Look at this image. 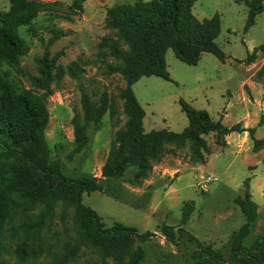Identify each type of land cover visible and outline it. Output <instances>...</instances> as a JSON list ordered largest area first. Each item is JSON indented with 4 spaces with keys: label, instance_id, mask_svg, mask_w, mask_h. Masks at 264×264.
I'll use <instances>...</instances> for the list:
<instances>
[{
    "label": "rangeland",
    "instance_id": "1",
    "mask_svg": "<svg viewBox=\"0 0 264 264\" xmlns=\"http://www.w3.org/2000/svg\"><path fill=\"white\" fill-rule=\"evenodd\" d=\"M30 1L46 6L23 16L17 32L27 50L20 54L18 62L0 54V77L17 92L30 88L29 75L38 74L37 60L48 48L52 55L60 53L58 63L64 66L74 60L81 63L85 69L83 85L94 100L107 93L116 103V116L108 112L99 125L89 124L88 144L82 151L73 152L77 147L73 117L77 114L84 120V110L80 83L66 74L60 83L53 85L47 97L49 122L45 137L51 157L61 162L66 175L100 178L103 191L85 192L83 201L97 210L108 226L121 222L141 232L156 233L152 240L139 241L145 251L142 263L196 264L194 252L198 241L221 250L229 259L231 235L245 222L235 198L244 194V181L249 177L258 215L244 245L250 246L258 236L264 235V146L258 149L254 146V137L264 139V10L250 30L245 31L249 14L245 1L196 0L193 13L197 18L216 14L220 18L222 30L216 42L224 52V60L205 52L197 64H187L170 48L166 59L171 79L142 76L133 85L146 111L147 131L161 128L182 131L189 123L180 103L184 99L192 107L210 112L214 120H222L229 126L241 122L246 128L256 127V132L224 135L227 144L218 141L216 132L204 135L208 141L206 163L197 157L191 142L185 146L168 143L166 152L151 160L152 169L147 177L137 178L136 166L123 176L103 177L102 167L115 132L128 121L121 97L126 81L120 73L109 72L107 65L117 60L99 55L100 41L118 36L116 30L105 27L107 11L150 0H83L82 8L75 6L76 0ZM9 11L10 1L0 0V14ZM255 49V60L247 63L248 55ZM2 153L5 150L0 147ZM188 200L195 201V210L184 227L197 240L184 237L175 244L167 240L161 227L164 223L179 225ZM74 234L72 216L63 222L58 213L52 227L29 242L40 245L43 251L21 256L18 232L8 222L4 226L0 264H52ZM95 260L96 256L85 249L69 264H95Z\"/></svg>",
    "mask_w": 264,
    "mask_h": 264
},
{
    "label": "trees",
    "instance_id": "2",
    "mask_svg": "<svg viewBox=\"0 0 264 264\" xmlns=\"http://www.w3.org/2000/svg\"><path fill=\"white\" fill-rule=\"evenodd\" d=\"M9 1V13L0 14V54L18 62L27 45L18 35L17 27L23 22L25 13H37L46 5L30 0ZM82 1L76 0L75 6L82 8ZM243 1L249 6L244 28L249 31L258 14L264 10V0ZM195 2L150 0L115 6L107 11L105 27L116 30L118 36L104 37L99 43V55L103 58L112 56L117 60L107 65L109 72L120 73L126 81L121 97L128 121L125 127L115 132L102 167L103 177L123 176L132 166L138 168L137 178L147 177L152 169L151 160L162 156L168 143L185 146L191 142L197 157L206 163L208 141L204 135L216 132L218 141L227 144L222 138L224 135L256 132V127L246 128L241 122L229 126L222 120H214L210 112L196 109L184 99H180V103L189 123L182 131L168 128L147 131L144 126L146 111L133 85L142 76L171 79L167 69L168 49H173L176 56L187 64H197L205 52H211L221 60L225 58L216 42L222 30L219 16L197 18L193 13ZM55 38L57 36L50 41ZM59 55H52L48 48L45 50L37 60L38 74L29 75L31 87L23 92H17L0 77V147L5 150L0 161V254L4 226L8 222L18 232V252L21 256L40 254L43 251L40 245L29 242L36 240L44 229L52 227L59 213L63 222L72 216L75 234L52 264H69L85 249L96 256L95 264H143L145 251L139 241L152 240L156 233L151 230L141 232L137 227L121 222L108 226L98 211L83 201L85 192L103 191L100 178L68 176L63 172L61 162L50 155L45 137L49 122L47 97L52 93L53 85L60 83L66 74L80 83L84 110V120L77 114L73 117L77 142L73 152L82 151L88 144L89 124L99 125L106 113L109 112L112 117L118 113L116 103L107 93L102 94L99 100L93 99L83 85L85 69L78 60L64 66L58 63ZM255 56L256 49L248 55L246 62H253ZM254 146L257 149L264 146V139L254 137ZM250 181V177L244 181V194L235 198L245 222L231 235L230 258L227 259L221 250L198 241L194 252L196 264H232L234 261L253 264L264 261V235L258 236L250 246L244 245L258 215ZM194 210L195 201L188 200L184 203L179 225H162L161 231L168 241L178 244L184 237L197 240L184 227Z\"/></svg>",
    "mask_w": 264,
    "mask_h": 264
},
{
    "label": "crops",
    "instance_id": "3",
    "mask_svg": "<svg viewBox=\"0 0 264 264\" xmlns=\"http://www.w3.org/2000/svg\"><path fill=\"white\" fill-rule=\"evenodd\" d=\"M169 50V49H168Z\"/></svg>",
    "mask_w": 264,
    "mask_h": 264
}]
</instances>
